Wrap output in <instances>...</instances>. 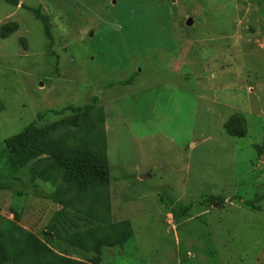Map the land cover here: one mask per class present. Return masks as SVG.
I'll return each mask as SVG.
<instances>
[{
	"label": "rangeland",
	"instance_id": "obj_1",
	"mask_svg": "<svg viewBox=\"0 0 264 264\" xmlns=\"http://www.w3.org/2000/svg\"><path fill=\"white\" fill-rule=\"evenodd\" d=\"M0 102V264L264 263V0H0ZM95 125L110 181L82 188Z\"/></svg>",
	"mask_w": 264,
	"mask_h": 264
},
{
	"label": "trees",
	"instance_id": "obj_2",
	"mask_svg": "<svg viewBox=\"0 0 264 264\" xmlns=\"http://www.w3.org/2000/svg\"><path fill=\"white\" fill-rule=\"evenodd\" d=\"M44 19V17H42ZM48 30V28H47ZM6 32H10V28L6 30ZM6 37V36H3ZM87 106H68L63 108L59 111H53L56 115L59 116H65L66 114H72V113H78L83 110H86ZM3 109V105L0 102V111ZM43 118V115H38V121H40ZM38 121H34L31 123L28 127H26L20 134L8 139L5 141V152L9 153L10 158L14 159L15 161L18 158H21L23 154L28 153V149H31L32 146H34V143L37 142L39 146L41 147L43 144L49 142L50 140H54L49 133L48 129H43L38 127ZM226 130L229 134L233 136H245L247 133V123L244 117L240 118L238 115H235L231 117L228 122L225 125ZM96 132L99 134V136L93 140L95 143L91 146H88L85 148V150L88 151L89 154H84L82 157L78 156L74 163L72 161L65 162L69 167L71 168L67 169V181H76L78 186L85 188L88 186H92L96 184L97 186L100 183H108L110 181V169L108 165V157H107V143L105 138V133L101 132L102 127L99 125H95ZM54 130H57V128H54ZM67 139L74 140L72 132L67 133L66 135ZM65 140V139H64ZM91 140V138H90ZM259 155L261 156L264 154V144L262 146H257ZM42 153V152H40ZM210 201H212L210 199ZM125 240H119V245L124 247L126 243L131 239L132 232L129 227V230L127 234L125 235ZM38 258H41L43 254L46 252V247L42 245L38 239L33 238L27 246H24L23 248V258L26 257V255L29 252V250ZM103 253L102 249L100 248L98 252V258L96 259L97 264H103ZM38 264V263H36ZM51 264H88L83 262H74L68 259L56 257L55 261H52ZM240 264V263H239ZM264 264V263H261Z\"/></svg>",
	"mask_w": 264,
	"mask_h": 264
},
{
	"label": "crops",
	"instance_id": "obj_3",
	"mask_svg": "<svg viewBox=\"0 0 264 264\" xmlns=\"http://www.w3.org/2000/svg\"><path fill=\"white\" fill-rule=\"evenodd\" d=\"M106 131H107V129H106ZM107 157H108V163H110V153H109V149L108 148H107ZM109 169H110V164H109ZM150 176H151V174L145 173L144 175H141V178L142 179H146L147 177L150 178Z\"/></svg>",
	"mask_w": 264,
	"mask_h": 264
},
{
	"label": "water",
	"instance_id": "obj_4",
	"mask_svg": "<svg viewBox=\"0 0 264 264\" xmlns=\"http://www.w3.org/2000/svg\"><path fill=\"white\" fill-rule=\"evenodd\" d=\"M193 21H194L193 19H189L188 22H187V25L188 26L192 25L193 24ZM91 35H93V33H91Z\"/></svg>",
	"mask_w": 264,
	"mask_h": 264
}]
</instances>
